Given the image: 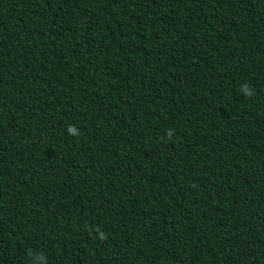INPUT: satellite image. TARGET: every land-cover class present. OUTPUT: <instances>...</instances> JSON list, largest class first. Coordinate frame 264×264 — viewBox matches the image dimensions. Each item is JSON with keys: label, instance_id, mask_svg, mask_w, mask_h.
Segmentation results:
<instances>
[{"label": "trees", "instance_id": "obj_1", "mask_svg": "<svg viewBox=\"0 0 264 264\" xmlns=\"http://www.w3.org/2000/svg\"><path fill=\"white\" fill-rule=\"evenodd\" d=\"M0 264H264V0H0Z\"/></svg>", "mask_w": 264, "mask_h": 264}, {"label": "clouds", "instance_id": "obj_2", "mask_svg": "<svg viewBox=\"0 0 264 264\" xmlns=\"http://www.w3.org/2000/svg\"><path fill=\"white\" fill-rule=\"evenodd\" d=\"M247 95L250 97L252 95L251 90L248 91ZM106 237L102 234L101 239H105Z\"/></svg>", "mask_w": 264, "mask_h": 264}]
</instances>
